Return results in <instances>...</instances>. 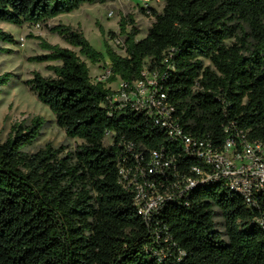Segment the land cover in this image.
I'll list each match as a JSON object with an SVG mask.
<instances>
[{
	"label": "trees",
	"instance_id": "obj_1",
	"mask_svg": "<svg viewBox=\"0 0 264 264\" xmlns=\"http://www.w3.org/2000/svg\"><path fill=\"white\" fill-rule=\"evenodd\" d=\"M114 1L0 0V23L43 27L79 50L30 36L43 54L27 62L48 64L54 77L34 72L23 84L69 139L83 142L75 152L49 144L26 153L45 127L39 117L0 141V264H264V196L248 206L218 181L165 202L149 220L138 215L137 193L119 183L121 167L146 166L150 152H163L179 172H169L170 186L199 163L155 119L114 103L118 93L92 83L81 59L98 65L107 58L110 84L143 81L145 68L158 73L187 136L216 148L238 134L264 144V0H165L143 40L132 16L121 20L120 34L99 27L106 56L79 29L50 25L85 5ZM121 37L125 56L107 40ZM17 44L0 30V56ZM17 79L0 73V94ZM138 154L145 160L138 163Z\"/></svg>",
	"mask_w": 264,
	"mask_h": 264
},
{
	"label": "built area",
	"instance_id": "obj_2",
	"mask_svg": "<svg viewBox=\"0 0 264 264\" xmlns=\"http://www.w3.org/2000/svg\"><path fill=\"white\" fill-rule=\"evenodd\" d=\"M124 49L123 39L113 41ZM107 75L112 73L108 65ZM143 81L127 85L120 81V90L113 99L121 108H130L135 113H143L168 130L171 138L180 139L184 150L199 165L191 169V175L181 176V180L170 186L169 172L174 168L179 175L174 160L163 152H150L146 166L121 167L119 183L126 190L137 193L135 205L140 217L149 220L152 213L165 202L176 200V196L190 197L193 191L203 185L222 181L225 186L240 195L248 206L264 196V144L250 142L246 136L238 134L229 138L222 147L216 148L210 141H203L185 135L175 118V109L166 102V95L158 88V73L143 72ZM108 79V80H109ZM146 96H143V95ZM112 143V135L107 134ZM106 140V141H107ZM134 149V145L130 146ZM138 163L145 160L144 154L135 156ZM159 186L164 189L160 191ZM264 227V225H263Z\"/></svg>",
	"mask_w": 264,
	"mask_h": 264
},
{
	"label": "rangeland",
	"instance_id": "obj_3",
	"mask_svg": "<svg viewBox=\"0 0 264 264\" xmlns=\"http://www.w3.org/2000/svg\"><path fill=\"white\" fill-rule=\"evenodd\" d=\"M165 7V0H115L106 5H85L79 11L72 14L62 15L50 23L56 25L63 23L74 29L82 31L86 39L94 49L103 53L105 51V39L102 37L99 27H102L106 33L114 32L120 34V22L123 18L132 16L141 31L137 41L143 40L148 33L149 28L154 23L153 13L162 14ZM0 30L12 35L18 42L15 46H6L12 50L11 55L0 56V73H13L18 76L16 82L4 88L0 94V141L4 143L11 133V129L16 124L29 125L36 118L45 120V127L41 137L33 147L25 150L28 154H34L52 145L54 148L64 147L66 152H75L77 147L83 142L81 140L69 139L66 133L58 127L56 118L50 109L42 105L37 98L24 86L23 82L30 80L34 72H39L44 77H54L47 70L48 64H31L27 62L29 57L43 54L39 49L38 41L29 38L30 36L41 37L53 45H59L63 48H69L79 55V50L71 48L64 43L59 37L50 34L46 29L40 26H24L18 28L6 23H0ZM123 39V37H121ZM109 45L120 55L125 56L122 46L116 45L112 40L107 38ZM230 41L229 44H232ZM65 46V47H64ZM81 57V56H80ZM81 59L87 63L92 83H103L107 89L114 92L120 90V81L110 84L108 82V65L105 62L98 65H92L84 57ZM206 66L211 63L204 60ZM143 96H146L145 94ZM110 145V140L106 141ZM219 230L224 233L223 221L220 217L217 219ZM224 240H227L224 236Z\"/></svg>",
	"mask_w": 264,
	"mask_h": 264
},
{
	"label": "crops",
	"instance_id": "obj_4",
	"mask_svg": "<svg viewBox=\"0 0 264 264\" xmlns=\"http://www.w3.org/2000/svg\"><path fill=\"white\" fill-rule=\"evenodd\" d=\"M65 47V46H64Z\"/></svg>",
	"mask_w": 264,
	"mask_h": 264
}]
</instances>
